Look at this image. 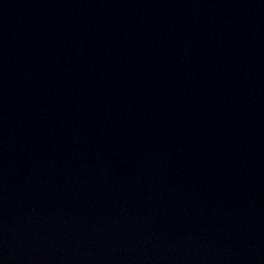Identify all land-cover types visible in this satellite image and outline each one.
I'll list each match as a JSON object with an SVG mask.
<instances>
[{
    "label": "water",
    "instance_id": "1",
    "mask_svg": "<svg viewBox=\"0 0 264 264\" xmlns=\"http://www.w3.org/2000/svg\"><path fill=\"white\" fill-rule=\"evenodd\" d=\"M0 264H264V0H0Z\"/></svg>",
    "mask_w": 264,
    "mask_h": 264
}]
</instances>
